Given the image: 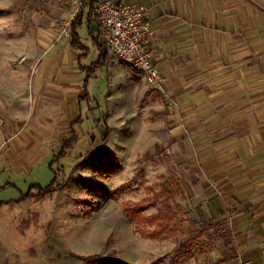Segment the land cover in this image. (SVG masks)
Masks as SVG:
<instances>
[{"label": "crops", "instance_id": "0c3cea01", "mask_svg": "<svg viewBox=\"0 0 264 264\" xmlns=\"http://www.w3.org/2000/svg\"><path fill=\"white\" fill-rule=\"evenodd\" d=\"M115 1L144 8L145 38L150 61L161 77L159 88L149 87L129 63L108 56L88 79L87 98L78 100L85 70L99 55L95 42L98 26L86 3L80 8L83 20L79 28L96 49L95 61L85 63L90 48L82 42L83 35L78 33L84 49H75L70 38L57 29L38 63L44 75L40 82L55 87L46 88L49 92L45 94L54 97L47 105L55 108L51 115L57 126L68 127L69 135H77L75 125L81 123H71L81 118L83 102L88 101L91 109L93 80L102 68L106 70L105 100L110 104L105 106L103 119L108 125L122 109L120 105L126 113L119 119L125 120L134 117L139 101L149 109V100H154L157 111H161L159 103L164 104L168 111L164 109L160 117L166 114L178 123L169 124L174 152L185 160L193 145L200 163L210 170L208 177L203 176L210 186L194 191L195 216L175 202L179 214L187 212V217L179 219L182 222L174 227L178 233L173 238L149 239V264H264V0ZM70 10L60 9L57 14L67 18ZM66 139L62 134L56 148ZM43 141L28 154L30 166L42 157ZM1 143L2 160L9 150ZM183 200L189 201L188 197ZM202 221L207 225L221 222L233 258L220 262L224 240L214 227L200 236ZM153 241L163 242L164 250L157 244L160 250L155 251ZM179 241L184 246L175 254Z\"/></svg>", "mask_w": 264, "mask_h": 264}, {"label": "rangeland", "instance_id": "374dc122", "mask_svg": "<svg viewBox=\"0 0 264 264\" xmlns=\"http://www.w3.org/2000/svg\"><path fill=\"white\" fill-rule=\"evenodd\" d=\"M67 8L73 10L70 0H0V140L9 150L0 159V264H103L99 259L108 255L126 264H149L147 234L154 224L140 218L163 208L166 196L154 199L152 194L166 184L174 195L169 204L174 229L187 217V212L179 214L175 202L195 216L192 195L210 186L203 179L210 170L200 163L193 145L185 160L179 159L169 135V124L178 123L166 114L160 117L166 108L162 103L157 111L154 100H149V109L139 101L134 117L125 120L119 119L126 113L120 105L123 110L108 125L103 119L110 105L105 100V68L93 80L91 109L88 101L81 106L75 143L66 156L57 157V141L62 134L70 135L51 115L55 108L47 104L54 97L45 93L55 87L40 82L44 75L38 63L54 31L60 32L68 18L57 12ZM78 33L90 48L85 60L90 65L96 49L83 28ZM99 127L103 130L97 131ZM42 139V157L30 166L27 156ZM52 181L53 187L65 185L51 196L19 201L33 185L44 188ZM146 204L150 206L144 208ZM128 205L144 208L138 220L127 217ZM152 244L155 251L164 250L163 242Z\"/></svg>", "mask_w": 264, "mask_h": 264}, {"label": "built area", "instance_id": "2783aa9c", "mask_svg": "<svg viewBox=\"0 0 264 264\" xmlns=\"http://www.w3.org/2000/svg\"><path fill=\"white\" fill-rule=\"evenodd\" d=\"M85 2L92 4L98 26L97 40L104 46L107 55L129 63L149 87L159 88L161 77L150 61L151 51L145 38L148 23L144 8L115 0H70L73 10L64 21L60 34L70 38L71 23ZM235 264L247 263L237 261Z\"/></svg>", "mask_w": 264, "mask_h": 264}, {"label": "trees", "instance_id": "16d2710c", "mask_svg": "<svg viewBox=\"0 0 264 264\" xmlns=\"http://www.w3.org/2000/svg\"><path fill=\"white\" fill-rule=\"evenodd\" d=\"M86 3H88L89 5L88 6L89 13L93 14L91 2H85L84 4ZM84 4L82 6H84ZM80 8L70 26V46L75 49H84V47L79 43V36L77 32L83 20V14ZM95 42L99 50V55H98L96 62L92 63L85 70V80L83 81V84H82V92L77 97L78 100L87 98L86 85H87L88 79L91 77V75H93L96 69L100 68L107 61L108 55H107L106 49L98 40H96ZM80 123H81V118L80 116H78V118L73 120L71 124L74 125V124H80ZM76 138H77L76 134L72 132L70 137L62 142L60 146L61 150L57 156L58 158L66 156L67 154L66 151L72 148V145L73 143H75ZM53 182L54 181H52L51 184H49L48 186L44 188H41L39 185H33L31 187V190H29L25 195H23L19 201L24 202L26 199H42L46 196H51L55 191L60 190L65 185L62 183V184L56 185V187H53ZM162 187H163V191L152 194L154 199H160L164 194L166 195L164 198L165 206L163 205V208H158L155 214H152L146 218L137 217V214H139V212L142 211V209L146 208L147 205L150 206V204H146L144 208H138V207L131 208L129 205L125 207L126 215L130 220H138L140 218L141 220H146L149 223L154 224L153 229L149 232V234H147L149 238L151 239H163V238H167L168 236L173 238L178 233L177 230L173 229V227L170 226L169 224V220L172 219V214H171V207L168 204V199L172 198L173 194L170 192L169 188L168 189L166 188L167 187L166 184H164ZM165 188L167 189V191L165 190ZM1 206L2 205H0V207ZM175 207H178V205L176 204ZM201 224H203L204 229L198 232L200 236L203 235V232L205 231L208 232V229H210L211 227H214L216 228L217 235L224 240L225 250L223 251V255L220 259V262H224L228 259L233 258L235 254L232 249L228 248L229 239L227 237V231L225 227L221 224V222H212L210 225H207L204 221H202ZM183 246H184L183 242L179 241V243H177V248L176 247L174 248V253L178 254V251H180V248H182ZM99 262L103 264H126V263L121 262L117 258L112 257V255L101 257V259H99Z\"/></svg>", "mask_w": 264, "mask_h": 264}]
</instances>
